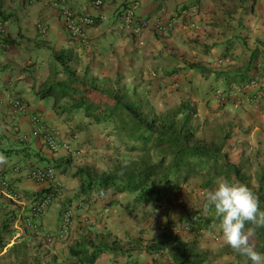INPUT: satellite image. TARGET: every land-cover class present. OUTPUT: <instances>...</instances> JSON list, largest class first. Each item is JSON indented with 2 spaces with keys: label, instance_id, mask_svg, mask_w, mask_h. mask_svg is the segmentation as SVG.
<instances>
[{
  "label": "crops",
  "instance_id": "crops-1",
  "mask_svg": "<svg viewBox=\"0 0 264 264\" xmlns=\"http://www.w3.org/2000/svg\"><path fill=\"white\" fill-rule=\"evenodd\" d=\"M53 1L37 0L31 4L29 0H0V19L6 24V33L0 44V171L20 194L16 201L0 187V201L5 206L10 203V207H16L12 202L19 205L14 234H24L23 240L34 246L37 255L41 253L38 251L40 240L35 241L29 235V232H35L27 228L22 219L31 213L32 202L48 187L16 174L13 167L30 162L57 166L62 162L58 158L65 154L51 153L39 139L21 142L7 124L6 100L10 96L23 97L32 110L43 113L48 124H62L56 113L49 112L47 100L37 96L39 89L53 79L49 67L55 61L52 50H64L80 58V63L88 62L92 73H99L101 78L126 75L127 86L131 84L134 88L142 84L151 87L153 97L162 96L167 102H170L166 100L168 97L179 98L178 103L192 100L199 111L198 116L210 113L206 92L211 85L228 86L231 82L249 79L264 81V0H137L140 4L138 16L150 23L140 34L120 28L122 20L118 13L128 0H104L102 7L87 8L88 13L107 17L88 28L89 45L69 37L62 14L64 8L77 12L84 10L88 0H66L62 6H54ZM184 5L197 6L193 20L198 28L193 29L187 21H181L174 26L169 37L157 36L152 23L157 18H169ZM38 21L49 26L46 35L38 33ZM191 62H201L222 75L205 77L188 67ZM219 109L221 115H232L237 122L241 120V129L251 130L245 138L246 147L264 148V108L256 116L255 110L249 108ZM19 122L25 132L32 130L28 116L21 117ZM63 181L67 183L66 179ZM72 183L79 186L75 178ZM62 199V196L57 199L40 220L44 234L51 233L55 219L60 224L57 207ZM2 212L0 210V214ZM7 249L0 254V262ZM24 254L17 253V256Z\"/></svg>",
  "mask_w": 264,
  "mask_h": 264
},
{
  "label": "trees",
  "instance_id": "trees-1",
  "mask_svg": "<svg viewBox=\"0 0 264 264\" xmlns=\"http://www.w3.org/2000/svg\"><path fill=\"white\" fill-rule=\"evenodd\" d=\"M129 2L138 5V16L139 2L125 1L127 4ZM122 10H119V18ZM155 34L165 37L157 32ZM52 53L55 61L49 67L53 79L39 89L38 98L51 100L53 110L59 118L64 116L67 120H72L74 115L81 114V119L88 120L83 129H87L89 124L108 128L109 136L117 139L119 145H124L128 152L118 157L109 170L100 171L96 166L85 164L76 168L73 173V177L79 182L77 195L83 204L89 207L95 201H102L104 208L96 215L98 224L107 222L109 215L104 216L103 213L111 207L118 206L121 213L132 215L142 205L163 204L168 201L172 191L183 186L191 187L192 181L198 177V189L203 192L207 188L213 189L220 178L244 183L258 197L260 208L264 209V171L259 175L257 189L252 188L250 176L243 170V163L234 162L232 153L227 148L234 123L242 125L241 120L237 122V119H230L210 124L207 118L200 124L197 120V106L189 99L175 104L163 101L164 110L161 111L151 95V87L139 84L130 88L125 83L126 75L101 78L99 73H92L93 69L88 62L80 63V58H75L64 50H52ZM76 64L83 66L82 76L74 68L77 67ZM188 67L205 77L214 74L218 78L222 75V72H215L201 62H191ZM252 81L255 82L249 79L246 82L234 81L228 86L211 85L206 92L207 98L212 99L214 90L218 87H229L235 83L245 86ZM253 86H250L248 92L255 90ZM260 88L264 90V87ZM262 93L261 106L264 104V91ZM64 135L65 139H72L71 136ZM12 203L16 207H10V203L2 205L0 201V210L3 211L0 214V252L10 244L15 231L19 205ZM180 215L179 222L173 224L182 226V233L187 232L185 229L196 233L212 231L215 224L219 225L214 211L205 213L202 207L193 214L184 211ZM75 218L76 216L73 224ZM111 218L110 215L109 220ZM168 224L171 225L170 222ZM39 226V230L34 231L36 234L44 231L41 222ZM182 233L163 231L160 240L145 245L138 237H127L123 241L107 228L100 232L82 230L68 248V264H147L138 259V256L146 253L152 256L156 252H161L162 256L168 253L172 264H213L208 251L199 248L193 241H186L182 238ZM251 242L259 251L264 252V228L255 230ZM39 243H42L38 244L41 247H44L43 244H52L45 240ZM231 251L238 259L237 264L249 263L233 249ZM222 252H226V248ZM41 254L32 264H56L54 258H47L48 252ZM17 258L26 259V256ZM160 259L152 260L156 263L150 264H163Z\"/></svg>",
  "mask_w": 264,
  "mask_h": 264
},
{
  "label": "rangeland",
  "instance_id": "rangeland-1",
  "mask_svg": "<svg viewBox=\"0 0 264 264\" xmlns=\"http://www.w3.org/2000/svg\"><path fill=\"white\" fill-rule=\"evenodd\" d=\"M76 66L77 67H73L76 68L79 75L82 76L84 69L83 66H79L77 64ZM59 78H62V76H60ZM255 82L256 84L253 86V88H258L260 91H263L260 87H264V81L257 80ZM217 85L223 86L222 84ZM129 87H132L131 84L129 85ZM175 87L179 88L177 86ZM164 95H167V93H164ZM153 99L158 109L163 111L164 106L162 104L163 101H165L163 100L164 98H162V96H154ZM166 100L174 104L179 102V98L173 99L172 97H168L166 98ZM207 102L210 113L207 114V116L204 114L197 116V120L200 124H202V122L207 118L210 124H214L217 122L221 123L232 119V115H221L222 113L219 112V108L221 107H230L235 109L246 106L245 108L255 110V116L260 112L262 108H264V104L262 105V107L261 103L258 104V106H235L233 104H225L222 106L215 104L212 99H208ZM52 103L53 102L51 100H48L47 108L49 112H53L55 114ZM213 107L216 108L212 110ZM228 112L229 114H231L230 110H228ZM59 119L62 124L57 126L61 130V133L67 134V136L71 137L75 136L76 142L74 143H77L82 147L83 153L80 157L63 155L58 158V160H62V162L57 166L54 165L58 174L60 175V178L62 177L67 181V183L65 184L63 181V199L59 201L57 213L59 214V216H61L63 209L69 206H75V208L77 209L75 222L73 224V228L69 237L65 239H55L52 244L48 246L43 244L44 247H41L43 242L39 243L41 245L38 246V251L41 250V252H48L47 255L49 257L47 256V258H54L56 264L70 263L67 258L68 248L72 242H75V240L78 238V234L82 230L83 232H100L101 230H103V228H107L114 233V236L121 238L123 241H126L127 237H138L144 242L145 245L152 244L162 238L164 231L162 225L167 226L169 225V222L171 224H173V222H179L181 216L180 214L184 211L193 214L195 211L200 210L202 207V203L205 200L206 193L212 190L207 188L204 189L203 192L200 190V188L198 189V177L195 178L191 183L193 187L195 186L194 190L192 189V186L189 188L183 186L182 188L172 191L169 194L170 196L168 201H164L163 204L152 203L149 205H142L134 210L132 215H125V213H121L122 211L118 208V206L111 207L103 213L104 216L111 215V221L109 220L108 216L107 222H100L98 224L96 221V215H98V212H102L104 208L102 201H95L91 203L89 207L83 204V201L77 195L78 186L76 185L75 187V185H73L72 183V179L74 178L73 173L76 168L85 164L96 166V168L100 171L109 170L110 168H113L114 162L118 157H120L122 154H128V152L124 145H119L120 142L117 139L109 136L107 130L108 128L104 129V127L89 124L87 129H83L82 127L88 120L81 119V114L74 115V118L72 120H67L66 118H64V116L60 117ZM240 124L242 123L240 122ZM234 125L235 126L232 128V137L227 148L232 153V159L234 160V162H241V164L243 163V170L250 176L251 187L257 189L258 181L260 178L259 175L262 170L264 171V148L258 149L256 146L251 145H248L246 147L245 138H247V135L251 134V130L249 128H247V130L246 128L245 130L241 129L242 125L239 128V123H234ZM55 220L56 222L53 223V226L50 229V232L53 234H56L57 227L58 225H60L58 222L59 220ZM182 231H179L178 233H182ZM184 231L187 232L181 234L182 238H184L188 242L193 241L199 248L207 250L210 254V258L213 260V264H237L238 259L236 258L235 253L232 252L231 248L229 247V249L228 246H226L222 241L219 225L215 224L212 231L208 230L201 233L188 231L186 229ZM31 234L36 239L35 241H42V238H44L46 235L43 232L37 234L29 232L30 236ZM23 235L24 234L17 236L16 234H14L11 237L10 244L14 242L13 246L9 248L8 246L5 247V249H8L5 253V256L2 257V261L0 262V264H32L33 261H36L38 259L37 256L40 257L41 253L38 252L37 255V251H35L34 246L28 244V240H23ZM224 248H226V252L223 253L222 249ZM5 249H3L0 254L4 252ZM17 253H25L24 255L26 256V259L17 258L19 257L17 256ZM24 255H22V257H24ZM27 258L30 260H28ZM138 259L147 264H150V262H154L152 261L153 259L148 253L139 255ZM160 261L163 262V264H172L171 256L168 253L164 254V256L161 257ZM242 264L249 263L243 262Z\"/></svg>",
  "mask_w": 264,
  "mask_h": 264
},
{
  "label": "built area",
  "instance_id": "built-area-1",
  "mask_svg": "<svg viewBox=\"0 0 264 264\" xmlns=\"http://www.w3.org/2000/svg\"><path fill=\"white\" fill-rule=\"evenodd\" d=\"M37 0H29L35 3ZM66 0L53 1L54 6H62ZM90 6L102 7L104 6L103 0H88L85 3L84 10L77 12L69 8L63 10L64 27L69 37L75 41H79L84 45H89L90 37L88 28L95 26L99 21L106 20L105 14L93 15L87 12ZM195 5L181 6L177 13L167 19L157 18L153 23V30L163 36H169L170 32L176 24L181 21H187L188 26L196 29L198 24L193 20L197 11ZM138 5L134 3H126L123 7L121 15V30L132 32L133 34H140L149 27L150 23L146 19H141L137 16ZM37 31L40 35H46L49 31V26L43 22L36 23ZM6 33V24L3 19H0V44L1 38ZM256 82L252 81L251 84L242 86L241 84H232L229 87H218L214 90L212 101L217 105L233 104L235 106L250 105L258 106L263 99L262 91L256 88L253 92H248L250 86L255 85ZM8 107L7 124L14 129L17 138L27 143L31 139H39L44 146L53 154L64 153L67 156L80 157L83 149L79 147L76 142V137L72 139H65L64 134L57 125L48 124L45 116L38 111L32 110L28 101L18 96H10L6 100ZM28 116L32 126V130L27 133L20 127L19 119ZM13 171L16 174H21L38 184L46 185L48 188L44 194L35 199L31 204V213L22 219L23 224L33 230L38 231L40 226L39 222L42 217L49 211L57 199L63 195V180L58 177V172L53 165H39L34 163H26L24 165H15ZM0 187L4 188L7 193L16 201L20 199V194L14 189L5 173L0 171ZM77 210L73 206H69L63 210L61 214L60 226L56 234L48 233L45 235V241L52 243L55 239H65L73 226L74 217ZM162 228L166 232L178 233L182 230V226L171 224ZM161 252L153 253L151 258L159 260Z\"/></svg>",
  "mask_w": 264,
  "mask_h": 264
},
{
  "label": "clouds",
  "instance_id": "clouds-1",
  "mask_svg": "<svg viewBox=\"0 0 264 264\" xmlns=\"http://www.w3.org/2000/svg\"><path fill=\"white\" fill-rule=\"evenodd\" d=\"M202 208L205 213L214 211L226 246L249 264H264V252L251 242L255 230L264 228V209L247 185L228 178L218 179L214 188L206 193Z\"/></svg>",
  "mask_w": 264,
  "mask_h": 264
}]
</instances>
